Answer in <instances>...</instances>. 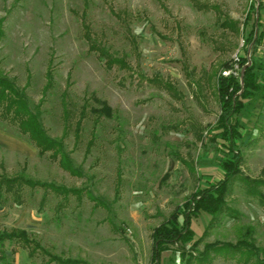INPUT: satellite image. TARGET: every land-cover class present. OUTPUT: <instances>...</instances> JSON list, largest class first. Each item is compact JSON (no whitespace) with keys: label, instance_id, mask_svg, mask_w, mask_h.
Returning a JSON list of instances; mask_svg holds the SVG:
<instances>
[{"label":"rangeland","instance_id":"374dc122","mask_svg":"<svg viewBox=\"0 0 264 264\" xmlns=\"http://www.w3.org/2000/svg\"><path fill=\"white\" fill-rule=\"evenodd\" d=\"M251 2L89 0L86 6L85 0H0V73L19 89L26 87L46 134L63 143L82 172L71 176L50 153L39 155L17 125L0 118V176L87 190L99 200L85 192L66 201L47 189L16 187L20 202L13 193L0 201V231L26 229L50 254L83 264H150L153 230L205 183L200 176L219 178V155L209 134L219 115L215 75L246 48L254 23L251 14L244 24ZM85 24L96 43L128 68H108L90 50ZM258 50L264 64V40ZM49 66L54 88L44 95ZM147 79L171 82L177 93ZM64 92L72 110L66 135ZM85 100L87 118L77 142L76 121ZM241 150L244 163L226 199L238 217L220 216L197 247L170 246L161 264L254 263L246 262L245 252L206 253L205 245L216 241L252 240L264 255V207L245 195L249 187L264 194V185L253 183L264 182V99L245 112ZM208 223L202 212L192 228L201 233ZM2 251L3 264L48 259L30 258L9 242Z\"/></svg>","mask_w":264,"mask_h":264},{"label":"trees","instance_id":"16d2710c","mask_svg":"<svg viewBox=\"0 0 264 264\" xmlns=\"http://www.w3.org/2000/svg\"><path fill=\"white\" fill-rule=\"evenodd\" d=\"M86 6L89 0H85ZM262 0H252L249 12L244 24L254 15V23L251 31L245 39L246 48L242 55L236 60L231 59L220 65L215 75V93L218 99L219 115L214 125L209 129L210 141L214 145V151L218 153L215 159L219 178L199 177L205 179L204 184H200L192 196L182 205L177 206L169 215L168 219L157 226L152 233V253L150 264H161L162 254L168 251L170 246L182 243L197 247L205 238L208 231L215 222L226 214L229 217H238L239 212L230 208L227 204V196L234 180L239 176L244 163V154L241 144L244 141V115L250 104L264 98V64L258 57V49L264 40V30L261 27V5ZM84 34L89 42L90 50L97 52L100 58L105 60L108 68L118 66L120 69L128 68L124 59L113 58L103 47H100L91 35L89 27L85 24ZM3 30L0 28V41L3 37ZM259 58V60H258ZM223 72H230L223 75ZM147 81L159 89L176 94V89L171 82L158 79H147ZM29 84V82H27ZM54 88V76L51 66L46 72V84L43 94L46 95ZM25 89H19L8 77L0 73V118L7 119L17 125L21 135L27 136L31 143L38 149L39 155L50 153L53 161L59 167L68 172L71 176H82L81 170L76 167L64 149L63 143L49 137L43 129L38 119V114L33 112L28 104ZM68 92L62 95V106L64 119L67 127L72 115L69 108L70 96ZM88 101L85 100L79 117L76 121L75 138L78 142L83 133V122L87 118ZM92 142L90 143V145ZM89 149V147H88ZM254 184H262L263 181H255ZM22 187L35 190L43 188L56 194H63L67 198L75 195L81 199L83 193H87L91 201L99 200L87 190L67 189L63 186H56L50 183L33 181L23 176L8 177L0 176V201L3 202L4 195L13 193L16 201L20 202L21 194H17L15 188ZM246 196L257 199L260 206L264 207V194H257L253 187L247 188ZM2 199V200H1ZM100 203V202H99ZM205 213L209 217L207 228L198 233L192 228L193 219L200 213ZM251 232L252 228H248ZM13 243L19 248L26 250L30 258L45 255L48 259L42 264H83L78 260L62 259L57 255L46 251L37 235L26 229L12 228L0 231V264L5 263L6 256L2 251L5 243ZM206 253L229 251L232 253L245 252L246 262L254 259L253 264H264V255L261 248L257 247L254 241L239 240L236 243L216 241L205 245Z\"/></svg>","mask_w":264,"mask_h":264},{"label":"crops","instance_id":"0c3cea01","mask_svg":"<svg viewBox=\"0 0 264 264\" xmlns=\"http://www.w3.org/2000/svg\"><path fill=\"white\" fill-rule=\"evenodd\" d=\"M258 51H259V50H258ZM261 99H262V98H261ZM263 99H264V98H263ZM249 107H250V106H249ZM249 107H248V108H249ZM248 108H247V111H248ZM17 144H18V143H17ZM216 169H217V168H216ZM164 253H165V252H164ZM164 253H163V254H164ZM163 254H162V256H163ZM162 258H163V257H161V263H162Z\"/></svg>","mask_w":264,"mask_h":264},{"label":"built area","instance_id":"2783aa9c","mask_svg":"<svg viewBox=\"0 0 264 264\" xmlns=\"http://www.w3.org/2000/svg\"><path fill=\"white\" fill-rule=\"evenodd\" d=\"M230 72H223V75H228Z\"/></svg>","mask_w":264,"mask_h":264}]
</instances>
